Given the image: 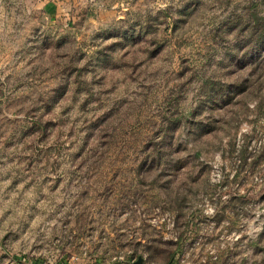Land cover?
<instances>
[{
  "label": "rangeland",
  "instance_id": "obj_1",
  "mask_svg": "<svg viewBox=\"0 0 264 264\" xmlns=\"http://www.w3.org/2000/svg\"><path fill=\"white\" fill-rule=\"evenodd\" d=\"M264 264V0H0V264Z\"/></svg>",
  "mask_w": 264,
  "mask_h": 264
},
{
  "label": "water",
  "instance_id": "obj_2",
  "mask_svg": "<svg viewBox=\"0 0 264 264\" xmlns=\"http://www.w3.org/2000/svg\"><path fill=\"white\" fill-rule=\"evenodd\" d=\"M132 264H141L140 262H138V261H135V262H133Z\"/></svg>",
  "mask_w": 264,
  "mask_h": 264
}]
</instances>
